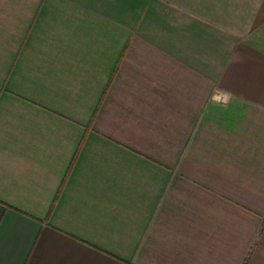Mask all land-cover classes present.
Listing matches in <instances>:
<instances>
[{
    "label": "crops",
    "instance_id": "obj_1",
    "mask_svg": "<svg viewBox=\"0 0 264 264\" xmlns=\"http://www.w3.org/2000/svg\"><path fill=\"white\" fill-rule=\"evenodd\" d=\"M0 264H264V0H0Z\"/></svg>",
    "mask_w": 264,
    "mask_h": 264
}]
</instances>
